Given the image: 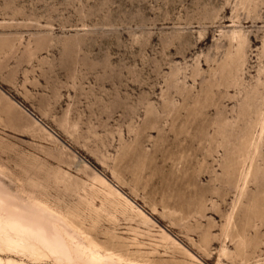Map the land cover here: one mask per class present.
Segmentation results:
<instances>
[{
	"label": "rangeland",
	"instance_id": "374dc122",
	"mask_svg": "<svg viewBox=\"0 0 264 264\" xmlns=\"http://www.w3.org/2000/svg\"><path fill=\"white\" fill-rule=\"evenodd\" d=\"M0 181L126 260L264 264V0H0Z\"/></svg>",
	"mask_w": 264,
	"mask_h": 264
},
{
	"label": "bare ground",
	"instance_id": "6f19581e",
	"mask_svg": "<svg viewBox=\"0 0 264 264\" xmlns=\"http://www.w3.org/2000/svg\"><path fill=\"white\" fill-rule=\"evenodd\" d=\"M29 115L34 123L40 124L39 119L31 113ZM141 213L156 224L144 212ZM79 233L63 214L50 208L37 196L30 194L27 199H23L0 181L1 254L5 249L12 255L20 253L36 261L49 257L61 264H143L103 251L93 242L83 239ZM0 264L28 263L0 256Z\"/></svg>",
	"mask_w": 264,
	"mask_h": 264
}]
</instances>
